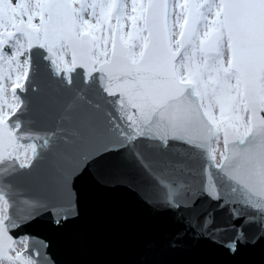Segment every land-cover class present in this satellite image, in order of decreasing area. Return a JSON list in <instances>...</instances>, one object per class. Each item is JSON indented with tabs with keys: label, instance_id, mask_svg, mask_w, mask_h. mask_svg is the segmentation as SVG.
Here are the masks:
<instances>
[{
	"label": "snow or ice",
	"instance_id": "snow-or-ice-1",
	"mask_svg": "<svg viewBox=\"0 0 264 264\" xmlns=\"http://www.w3.org/2000/svg\"><path fill=\"white\" fill-rule=\"evenodd\" d=\"M35 47L65 78L99 72L146 187L180 189L142 201L172 226L145 241L150 264L202 244L235 257L264 240V0H0V162L20 167L37 146L10 118ZM84 205L73 189L49 226L79 222ZM237 216L256 220L245 231ZM35 219L0 195V264H37L33 238L13 235Z\"/></svg>",
	"mask_w": 264,
	"mask_h": 264
},
{
	"label": "water",
	"instance_id": "water-1",
	"mask_svg": "<svg viewBox=\"0 0 264 264\" xmlns=\"http://www.w3.org/2000/svg\"><path fill=\"white\" fill-rule=\"evenodd\" d=\"M46 56L39 47L31 50L28 77L23 91L16 92L21 107L10 118V126L19 123L18 133L27 134L22 142L36 144L33 159L27 167L0 162V195L10 212L36 216L13 235L26 232L33 238L37 264H150L145 241L172 226L166 218L153 216L142 201L169 195L176 199L180 189L146 187L144 169L129 151L131 142L120 135L114 98L104 93L99 72L85 80L77 67L65 78ZM92 181L117 190L93 191ZM73 189L81 198L85 194L81 220L64 229L51 228L52 213L70 200ZM255 220L237 216L232 224L249 231ZM164 259L167 264H264V240L241 245L235 257L202 244Z\"/></svg>",
	"mask_w": 264,
	"mask_h": 264
}]
</instances>
